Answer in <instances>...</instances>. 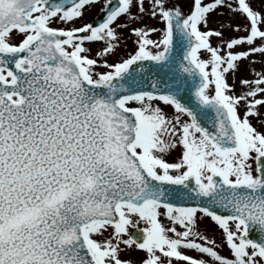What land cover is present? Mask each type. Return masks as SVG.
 I'll return each instance as SVG.
<instances>
[{"label":"snow or ice","instance_id":"snow-or-ice-1","mask_svg":"<svg viewBox=\"0 0 264 264\" xmlns=\"http://www.w3.org/2000/svg\"><path fill=\"white\" fill-rule=\"evenodd\" d=\"M0 264H264V0H0Z\"/></svg>","mask_w":264,"mask_h":264},{"label":"rangeland","instance_id":"rangeland-1","mask_svg":"<svg viewBox=\"0 0 264 264\" xmlns=\"http://www.w3.org/2000/svg\"><path fill=\"white\" fill-rule=\"evenodd\" d=\"M127 43H128V47L131 48V47H132V42H131V40H129Z\"/></svg>","mask_w":264,"mask_h":264}]
</instances>
